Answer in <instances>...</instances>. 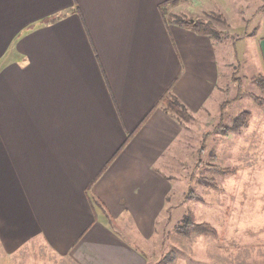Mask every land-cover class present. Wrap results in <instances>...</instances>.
I'll return each mask as SVG.
<instances>
[{
	"label": "crops",
	"instance_id": "obj_1",
	"mask_svg": "<svg viewBox=\"0 0 264 264\" xmlns=\"http://www.w3.org/2000/svg\"><path fill=\"white\" fill-rule=\"evenodd\" d=\"M165 1L0 0L6 264L35 245L55 264H148L135 239L152 236L189 147L162 99L196 117L224 100L216 40L166 21ZM254 54L264 72V37Z\"/></svg>",
	"mask_w": 264,
	"mask_h": 264
},
{
	"label": "rangeland",
	"instance_id": "obj_2",
	"mask_svg": "<svg viewBox=\"0 0 264 264\" xmlns=\"http://www.w3.org/2000/svg\"><path fill=\"white\" fill-rule=\"evenodd\" d=\"M184 4L168 5L167 18L211 19L222 31L215 43L224 100L197 117L176 114L188 129L187 163L180 164L177 146L165 211L156 214L152 236L135 239V247L148 264H264V90L254 80L264 73L254 54L264 37V0H202L200 11ZM245 110L252 112L249 124L235 129ZM187 217L216 233L182 232ZM30 248L26 264L57 263L46 250Z\"/></svg>",
	"mask_w": 264,
	"mask_h": 264
},
{
	"label": "trees",
	"instance_id": "obj_3",
	"mask_svg": "<svg viewBox=\"0 0 264 264\" xmlns=\"http://www.w3.org/2000/svg\"><path fill=\"white\" fill-rule=\"evenodd\" d=\"M177 0H166L160 4V9L162 10L166 21L175 22L180 25L186 26L191 28L192 30L212 37L213 39H219L221 36V30L214 24L211 19L204 20V19H194L192 18H184L180 16H175L172 19L167 18L166 8L168 5L176 3ZM255 82L264 90V74L260 73L254 77ZM258 101H262V98L256 97ZM260 99V100H259ZM162 103L165 105V108L175 114H180L182 111L187 110L186 106L172 93L168 92L165 94L164 98L162 99ZM252 112L249 110H245L241 112L238 116H236L234 120V128L240 129L245 127L249 124V120L251 118ZM131 136V134L129 135ZM182 232L189 233L192 231L196 232H212L213 234L216 233V229L212 224L207 222H200L197 223L192 218L187 217L185 218L182 227L180 228Z\"/></svg>",
	"mask_w": 264,
	"mask_h": 264
},
{
	"label": "water",
	"instance_id": "obj_4",
	"mask_svg": "<svg viewBox=\"0 0 264 264\" xmlns=\"http://www.w3.org/2000/svg\"><path fill=\"white\" fill-rule=\"evenodd\" d=\"M193 20V19H192Z\"/></svg>",
	"mask_w": 264,
	"mask_h": 264
}]
</instances>
